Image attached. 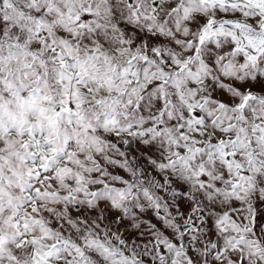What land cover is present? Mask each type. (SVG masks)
<instances>
[{"label": "snow or ice", "instance_id": "obj_1", "mask_svg": "<svg viewBox=\"0 0 264 264\" xmlns=\"http://www.w3.org/2000/svg\"><path fill=\"white\" fill-rule=\"evenodd\" d=\"M0 264H264V0H0Z\"/></svg>", "mask_w": 264, "mask_h": 264}]
</instances>
